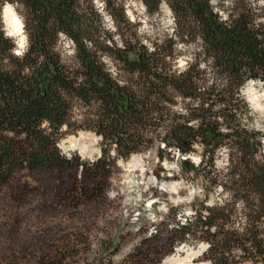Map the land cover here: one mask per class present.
Segmentation results:
<instances>
[{
  "label": "trees",
  "instance_id": "trees-1",
  "mask_svg": "<svg viewBox=\"0 0 264 264\" xmlns=\"http://www.w3.org/2000/svg\"><path fill=\"white\" fill-rule=\"evenodd\" d=\"M139 1L149 17L162 5L168 8L172 36L152 42L138 36L120 0H102L112 32L104 29V17L90 0H0V15L5 4L22 8L26 35L24 52L14 55L0 18V185L18 169L71 168L55 149L63 128L72 134L92 132L100 139L103 157L112 151L120 159L139 153L152 132L163 148L175 149L181 157L195 145L203 150L198 167L179 162L185 176L212 171L214 154L231 144L239 155L231 176L246 196L239 198L259 215L264 212V163L255 160L260 135L241 123L249 111L239 92L249 82L264 81V18L259 25L253 10L234 5L222 21L209 0ZM60 36L73 46L68 60L56 50ZM177 46L195 49L182 70L174 64ZM103 59L115 64L114 76ZM76 107L83 111L82 125L74 121ZM58 150L65 158H79ZM121 178L116 165L109 202L121 198ZM124 208L122 203V213ZM208 212L207 218L199 212L195 229L203 228L206 240H215L218 236L210 230L222 218ZM193 234L186 227L179 230L180 240ZM247 242L254 254L264 255L256 236ZM214 248L211 252L221 257L223 243ZM217 264L224 263L219 258Z\"/></svg>",
  "mask_w": 264,
  "mask_h": 264
},
{
  "label": "rangeland",
  "instance_id": "rangeland-1",
  "mask_svg": "<svg viewBox=\"0 0 264 264\" xmlns=\"http://www.w3.org/2000/svg\"><path fill=\"white\" fill-rule=\"evenodd\" d=\"M90 2L104 17V29L112 32L111 22L102 12V0ZM209 3L222 21L235 5L253 10L258 17L256 23L263 24L264 4L260 0H209ZM120 4L127 22L146 41L173 35L172 15L165 5L157 15L149 17L139 0H120ZM6 5L21 22V41L3 23L2 10ZM2 10L4 35L11 39L16 51L23 53L26 47L24 12L15 3L5 4ZM56 48L64 60L73 55V46L62 36ZM176 51L175 68L182 70L195 49L177 46ZM103 62L114 76L115 64L107 59ZM245 89L258 102L261 112L251 107L250 99L243 94ZM239 96L249 111L246 119L241 117V123L260 135V151L255 160L264 163V81L247 84ZM82 114L76 107L74 121L78 125L83 124ZM80 133L93 137L95 153L90 158L61 148L65 140L76 138ZM58 146L62 154L76 153L88 162L82 163L77 157L65 158ZM55 149L64 161L72 163L71 168L18 169L0 185V264H57L62 258L61 264H159L169 255L181 259L186 252L198 251L202 244L209 246L203 248L194 264H217L219 258L224 264H264V255L254 254L247 242L256 236L264 247V212L251 214L239 198L245 194L239 193L237 179L231 176L239 157L231 144L214 154L212 171L206 169L196 177L183 175L179 162L187 160L196 168L203 150L195 145L192 153L181 157L175 149L163 148L152 132L147 134L139 153L126 159L118 158L112 151L103 157L100 139L85 130L72 134L63 128ZM133 159L140 164L135 171L127 168ZM116 165L122 170L121 198L109 202L108 193L115 191L110 181L116 175ZM103 166H108L107 172L98 171ZM122 203L125 213H122ZM201 208L222 218L210 230L218 236L215 240H206L203 228L195 229L199 212L203 218L209 215ZM181 227L194 234L180 240ZM217 243L225 246L218 258L211 252Z\"/></svg>",
  "mask_w": 264,
  "mask_h": 264
},
{
  "label": "bare ground",
  "instance_id": "bare-ground-1",
  "mask_svg": "<svg viewBox=\"0 0 264 264\" xmlns=\"http://www.w3.org/2000/svg\"><path fill=\"white\" fill-rule=\"evenodd\" d=\"M10 8V7H9ZM2 20L4 25L7 27H10L11 33L15 38H19L21 41L22 38V25L19 19H17L10 8V10H6V7L2 10ZM250 84H254V82H249ZM248 83V84H249ZM243 94L250 99V105L256 112H261L262 108L259 106L258 102L252 98V94L249 90L245 89L243 91ZM93 137L80 133L76 138L70 137L67 140H65L61 144V148L64 150H75L78 152L80 157L86 156L90 158L93 156L95 151L93 150ZM68 156V155H66ZM140 164L137 160H131L130 163L127 165V168L131 171H135L139 169ZM130 171V172H131ZM154 222V221H153ZM152 229V228H151ZM182 252L183 249H180ZM203 251V248H199L196 252H186L183 258H177V257H169L167 258L163 264H194L195 260L200 256L201 252ZM175 253V251H174Z\"/></svg>",
  "mask_w": 264,
  "mask_h": 264
},
{
  "label": "clouds",
  "instance_id": "clouds-1",
  "mask_svg": "<svg viewBox=\"0 0 264 264\" xmlns=\"http://www.w3.org/2000/svg\"><path fill=\"white\" fill-rule=\"evenodd\" d=\"M260 3H261V4H264V0H260ZM6 10H10V8H9L7 5H6ZM12 51H13V53H14L15 55H22L21 52H18V51H16L15 49H13ZM201 67H203V65H201ZM208 203L211 204L212 201L210 200V201H208ZM208 246H209V245H207V244H202V245H201V248L206 249Z\"/></svg>",
  "mask_w": 264,
  "mask_h": 264
}]
</instances>
